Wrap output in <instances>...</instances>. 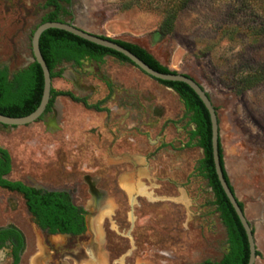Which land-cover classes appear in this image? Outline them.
Instances as JSON below:
<instances>
[{"label": "rangeland", "instance_id": "obj_1", "mask_svg": "<svg viewBox=\"0 0 264 264\" xmlns=\"http://www.w3.org/2000/svg\"><path fill=\"white\" fill-rule=\"evenodd\" d=\"M171 1L73 0L72 12L82 28L135 42L206 89L217 109L225 169L254 228L255 264H264V80L237 92L247 72L264 66V0H191L163 35L159 25ZM16 2L0 0V64L10 71L32 61L30 31L48 10L44 0H22L25 8ZM62 68L53 89L86 96L104 110L58 96L54 122L47 114L26 125L0 124V145L11 158V180L75 188L76 202L88 208L90 181L105 192L102 208L91 211L96 236L80 239L103 236L96 258L67 255L64 264L219 261L228 251L226 228L198 170L203 151L188 140L195 125L178 94L113 56ZM11 197L0 189V225L19 224L28 242L21 264H39L33 256L46 246L23 200L12 208ZM50 240L65 247L64 236Z\"/></svg>", "mask_w": 264, "mask_h": 264}, {"label": "trees", "instance_id": "obj_2", "mask_svg": "<svg viewBox=\"0 0 264 264\" xmlns=\"http://www.w3.org/2000/svg\"><path fill=\"white\" fill-rule=\"evenodd\" d=\"M191 0H172L164 9V17L159 25V32L166 35L173 31L174 23L178 13L186 7ZM64 3L69 0H47L46 6L52 9L46 12L44 21H64L62 18L70 14ZM117 43L128 48L143 61L156 70L167 73H177L162 64L151 52L143 46L130 41L111 38ZM41 53L48 65L51 77L60 76L61 70L56 66L62 61H74L80 63L81 59L88 57L92 60H102L105 55L116 57L120 60L130 62L122 53L113 49L98 45L83 39L68 31L58 28L44 30L39 39ZM264 80V66L247 72L241 78V85L238 93L249 89ZM159 82L171 87L182 101L186 115L189 114V122L195 124V128L189 131V139L196 140V145L203 149V156L199 161L198 170L207 179L209 187L214 195L213 203L216 211L219 212L222 223L226 228L228 251L223 253L222 258L216 261L217 264H247L249 248L244 228L223 191L218 180L211 148V122L208 110L199 96L186 83L181 81ZM43 89V73L37 61L32 62L28 67L12 74L9 77L7 67H0V113L9 116H23L32 112L39 104ZM59 94H70V92L58 91L51 88V95L46 110H49L53 98ZM91 106V105H89ZM216 109V107H215ZM217 110V109H216ZM220 162L226 181L231 190L235 193L229 176L224 166L223 149L219 141ZM11 170V158L6 148L0 145V186L9 189H18L23 192L30 210L37 215L41 224L50 226L51 231L80 232L84 226L80 225L82 220L73 217L77 215L75 207H70L66 202L59 201L56 197H43L34 189L26 187L20 181H10L2 177ZM51 195V194H48ZM57 196V194L55 195ZM243 208V203L239 200ZM67 207V208H66ZM68 210V211H67ZM80 218V217H79ZM80 222V223H79ZM79 223V225H78ZM254 230V228H253ZM258 255V251H256ZM209 262V260H206Z\"/></svg>", "mask_w": 264, "mask_h": 264}, {"label": "flooded vegetation", "instance_id": "obj_3", "mask_svg": "<svg viewBox=\"0 0 264 264\" xmlns=\"http://www.w3.org/2000/svg\"><path fill=\"white\" fill-rule=\"evenodd\" d=\"M46 2H47V0H44L43 9H48L46 11V12H48L49 10L52 9V6H46ZM16 4L19 6H23L25 8V4L22 2V0H17ZM63 4H65L67 9L70 11V14L63 16L62 18L64 19V21H67V22H70L72 24L77 25L74 22L75 17H74L73 12H72L73 0H69L68 3L63 2ZM8 7H11V6L6 5L7 9H8ZM46 12L40 16V19H39L37 25L30 31L31 36H32L34 29L40 23H42V20L45 16ZM64 17H69V19L66 20ZM25 25H26V21L23 18V24H22L21 30H24ZM77 26H79V25H77ZM31 36H30V54L32 57V61L28 62L24 66L16 68L14 71H10L7 65L0 64L1 68L7 67L9 77H11L12 74L28 67L32 62L36 61V60H33ZM106 56H110V55H105L104 57H106ZM104 57L102 60H104ZM90 60H92V59L85 57V58L81 59L80 63H76L74 61H62L56 66V70H61V74H62L63 73L62 64L64 62H71L73 64V66L79 67L83 63V61H90ZM102 60H95V61H102ZM129 63H131V62H129ZM155 80H157V79H155ZM157 81L159 82V80H157ZM51 88H53V87H51ZM169 88H171V87H169ZM61 91H63V90H61ZM63 92H70V91H63ZM58 96H68V98L71 101H74L75 103H80L81 105H83L84 107H87V108H93L97 111L104 110V108L100 106L99 102L89 103L87 101L86 96L76 97L70 92V94L56 95L53 98V101L49 107V110L45 109L44 113L37 120L41 119L44 115L48 114L49 122L50 123L54 122L55 117H56V113H57L56 109L58 107V104L56 103V99ZM89 105H91V106H89ZM46 108H47V106H46ZM158 110L159 109L154 108L152 111L154 113H159ZM216 112H217V110H216ZM185 113H186V111H185ZM187 116H188V122H189V114H187ZM189 123H191V122H189ZM218 123H219V118H218ZM4 126H8V125H4ZM189 131H188V136H189ZM219 133H220V127H219ZM219 139H220V136H219ZM188 140L190 141L189 137H188ZM202 151H203V149H202ZM9 173L2 175V177L7 179V180H10V181H20L26 187L34 189L36 192L39 193L40 196H43V197L45 196V197H49V198L56 197L59 201H62V202L64 201V202L68 203L70 205V207H75L77 215H75L72 218L74 221V224L77 225L75 223V221L79 219V220H82L81 223L79 222L80 225L84 226L83 230H81L80 232H76V233L64 232V231H58V230L57 231H51L50 226L41 224V221L37 217V215L30 210V208L28 207V204H27V199H26L23 192L19 191L18 189H12L11 190L7 187L0 186L1 190H5V191L9 192L10 194H13V197H11V198H13V201L9 202L10 207H12V208L16 207V204L18 202V197H20L23 200L26 213L29 216L32 225L35 227V229L41 235V243H44L46 248L45 249L43 248L41 253H39L35 257L33 256V258H34L33 260L35 263L57 264L58 262H60V263L64 264L65 259L67 258V255H70L71 257H74L76 259H81L82 257L87 258V259H92V258L95 259L96 258V255H97L96 252L98 249V245L101 242H103V236H100L99 239L96 237L97 239H95V240L94 239H88L87 243H80L82 241L80 239H83L84 237L88 236L89 232L92 231L91 232L92 234H94V232L96 233V231L94 230V228H96V227L94 226V228H93V225H92L93 216L91 215V211H92V209L97 211L100 208H102L100 201H99V194H100L99 192L100 191L104 192V191L95 187L94 181L89 182V188L91 191V196H92L93 202H92V207L88 208L85 205L78 204L76 202L75 198H76V194H77V189H75V188L66 189V188L47 187V186H44L40 183L35 182L31 178L28 181L18 180V179L17 180H11L8 178ZM48 194H51V195H48ZM56 194H57V196H55ZM79 223H78V225H79ZM54 235H61V236H64L66 238L65 247H61L62 244L57 245V244H54L51 242L50 237L54 236ZM27 244H28V242H27L25 230L19 224H16L15 222L10 221V222H7L3 225H0V264H21V260L23 259V256L27 251Z\"/></svg>", "mask_w": 264, "mask_h": 264}, {"label": "water", "instance_id": "obj_4", "mask_svg": "<svg viewBox=\"0 0 264 264\" xmlns=\"http://www.w3.org/2000/svg\"><path fill=\"white\" fill-rule=\"evenodd\" d=\"M48 28H58L70 33H73L83 39H86L90 42L96 43L98 45L113 49L117 52L122 53L126 56L129 61L139 68L141 71L149 75L150 77L157 80H165V81H181L188 84L194 92L199 96L205 105L206 109L209 113V118L211 122V148H212V158L215 167V171L220 182V185L225 192L229 202L234 208L247 237L248 248H249V258L247 264H255L257 258V246L255 240V234L253 230V226L250 220L246 217L244 208L239 205V199L236 194L231 190L230 185L225 179L222 165L220 162V153H219V123H218V115L213 104V101L206 91V89L193 77L185 73H167L161 72L159 70L154 69L145 61H143L140 57H138L135 53L130 51L128 48L123 45L117 43L112 39H108L106 37H102L100 34L90 32L81 26H77L67 21H44L40 23L33 31L31 36V46L33 53V60H36L39 63L42 73H43V89L40 102L38 106L29 114L23 116H9L0 113V124L8 125V126H16V125H26L35 122L45 111L46 106L48 104L50 95H51V87H52V77L50 75V71L48 65L41 53L39 46V39L42 32ZM229 249V247H228ZM196 264H217L214 261H203Z\"/></svg>", "mask_w": 264, "mask_h": 264}]
</instances>
